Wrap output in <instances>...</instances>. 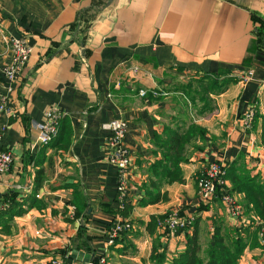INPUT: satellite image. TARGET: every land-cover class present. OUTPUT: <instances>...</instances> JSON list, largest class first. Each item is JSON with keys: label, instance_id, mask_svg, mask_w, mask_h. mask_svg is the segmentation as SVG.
<instances>
[{"label": "crops", "instance_id": "crops-1", "mask_svg": "<svg viewBox=\"0 0 264 264\" xmlns=\"http://www.w3.org/2000/svg\"><path fill=\"white\" fill-rule=\"evenodd\" d=\"M92 0H0V127L2 148L13 153L12 169L0 175V211L9 207L4 194L36 196V205L0 225V264H50L68 255V264H170L195 235L204 251L213 243L215 226L224 233L256 219L244 195L234 192L242 208L234 216L221 199L203 201L197 176L211 161L233 162L251 176L264 178L260 124L247 131L243 117L256 106L264 114V68L242 65L252 39V12L264 16V0H112L98 15L84 40L71 41L70 25ZM3 34L25 38L33 52L20 78L10 82L2 68L13 52ZM138 68V70H135ZM226 69L240 77L226 90L210 94L213 109L178 89V78ZM249 74L247 80L242 76ZM148 90L145 96L140 89ZM181 104H178V102ZM57 107L69 118L73 143L68 150L37 143L45 112ZM88 108L93 110L88 111ZM126 119L125 144L131 153L127 217L119 212L118 168L111 161L109 132L103 123ZM32 123L30 124V121ZM207 133L187 146L181 162L184 181L169 182L153 172L163 158L162 139L190 125ZM29 133V135H28ZM32 157L36 160L33 161ZM44 181L36 187L38 170ZM230 189L232 183L228 179ZM147 190L167 199L142 204ZM7 206V207H6ZM78 208L82 213L76 217ZM178 209L194 222L172 237L152 217ZM127 218L133 228L111 244L112 227ZM4 223L7 218L0 217ZM261 236V235H260ZM164 260L152 259L154 243ZM91 254L73 259V250ZM238 264H264V250L247 248Z\"/></svg>", "mask_w": 264, "mask_h": 264}, {"label": "trees", "instance_id": "trees-1", "mask_svg": "<svg viewBox=\"0 0 264 264\" xmlns=\"http://www.w3.org/2000/svg\"><path fill=\"white\" fill-rule=\"evenodd\" d=\"M109 1L92 0L90 6L78 11L76 20L70 25L73 32L71 41L84 43V40L80 38L79 34L89 31ZM251 17L254 22V29L242 65L249 68L253 66L264 68V16L253 11ZM239 80L240 77L233 75L230 71L220 69L218 72H205L202 75H198V77L191 79L188 84L178 86V89L186 93L189 87H192L196 83L191 99L193 102H196V99L202 100L204 102L202 112L208 113L213 109L209 97L210 94L220 93L226 90L230 84L236 83ZM90 110L93 109L88 108V111ZM31 123L32 120L30 121ZM259 124L261 127L260 144L264 146V114L257 112L254 126ZM206 133L207 130L197 124L190 125L184 132H175L172 135L169 133V129L166 130L168 138L162 139L161 137V146L164 148L163 158L153 166V172L163 179H167L169 182H183V171L180 163L189 160L187 153L184 154V152L187 146L195 144V141L198 138H203ZM72 143V126L69 118L64 116L60 122L59 133L51 145L62 150H68ZM32 159L36 161L33 157ZM236 165V162H233L227 172V179L232 183L230 191L244 195V204L247 212H253L257 216V220L253 219L251 220V224L234 228L226 233L222 231L221 227L215 226L213 243H210L204 251H202L197 237L192 235L188 238V247L186 250L174 257L170 264H238L239 259L247 248L260 247L264 250V178L262 179L259 175L251 176L244 169L239 172V168ZM43 181L44 172L43 169H40L36 176V187H40ZM3 198L5 201H10L9 207L0 211V217L7 218L4 223L1 220L0 225L7 231H10L9 228L11 227L9 221L14 216L21 215L29 208L35 206L37 200L36 196L20 199L18 192L15 190H10L7 194L3 195ZM160 199H167V194L162 197L159 194L153 195L150 190H147V197L142 200V204L154 203L160 201ZM131 209L132 206L125 202L123 208H119V212L127 217ZM82 211L81 208H78V212L75 214L76 217ZM158 218L157 216L152 217L149 223L151 233H154L157 229ZM157 250L158 245L156 242L153 247L152 259L158 261L164 260L162 254L158 253ZM98 262L99 260L94 257L93 264H98Z\"/></svg>", "mask_w": 264, "mask_h": 264}, {"label": "built area", "instance_id": "built-area-1", "mask_svg": "<svg viewBox=\"0 0 264 264\" xmlns=\"http://www.w3.org/2000/svg\"><path fill=\"white\" fill-rule=\"evenodd\" d=\"M2 40L5 46L12 50L13 57L10 63L3 66L2 71L10 82L17 81L33 52L25 38L15 37L9 34H3ZM138 70V68H135ZM243 80L250 76L246 74ZM148 90L142 88L139 91L141 96H145ZM5 108V98H2L0 109ZM65 116L57 107H50L45 112V120L39 126V135L37 143L41 146L49 145L54 141L59 133V126L62 118ZM256 117V106L250 107L244 117L243 123L247 131L252 130ZM102 127L109 132L107 144L112 149L111 161L118 168V206L123 208L126 202L127 189L130 183L131 153L125 144V138L129 132V122L126 119L114 118L103 123ZM7 127H0V175L9 172L14 164L13 153L4 150L2 143ZM228 165L222 161L216 160L207 163L197 176V186L200 198L206 202H212L221 199L227 206L228 210L234 216L242 214V208L234 192L230 191L227 179ZM7 207V206H6ZM194 222L193 216H186L179 212L178 209H172L163 217L158 218L157 228L161 229L166 237H172L179 232L186 230ZM133 228L131 220L124 218L117 222L111 229L109 242L113 244L115 239ZM68 255H60L51 258L50 264H68ZM98 264H108L106 256L99 258Z\"/></svg>", "mask_w": 264, "mask_h": 264}, {"label": "rangeland", "instance_id": "rangeland-1", "mask_svg": "<svg viewBox=\"0 0 264 264\" xmlns=\"http://www.w3.org/2000/svg\"><path fill=\"white\" fill-rule=\"evenodd\" d=\"M254 12L255 13H259L258 11H256V10H254ZM259 14H261V13H259ZM262 15V14H261ZM254 67H259V66H253L252 68H254ZM242 79H243V77H242ZM177 80H180V81H177V83L176 84H178V85H183V84H188V82L190 81V78H185V79H181V78H178ZM195 85H196V83H194V85H192V87H189V89H188V91H186V94H187V96L190 98L192 95H193V88L195 87ZM191 88V89H190ZM178 104H181L182 105V103L179 101L178 102ZM256 113H257V109H256ZM253 126H254V124H253ZM253 129V128H252ZM199 175V174H198ZM168 213V212H167ZM166 213V214H167ZM164 216V215H163ZM163 216H159V218L160 217H163ZM256 220H257V216H256Z\"/></svg>", "mask_w": 264, "mask_h": 264}, {"label": "water", "instance_id": "water-1", "mask_svg": "<svg viewBox=\"0 0 264 264\" xmlns=\"http://www.w3.org/2000/svg\"><path fill=\"white\" fill-rule=\"evenodd\" d=\"M112 0L109 1V3L111 2ZM108 3V4H109ZM71 257L73 259H77V260H80V261H84V262H89L90 259H91V254L89 253H84V252H81L79 250H73L72 254H71Z\"/></svg>", "mask_w": 264, "mask_h": 264}]
</instances>
